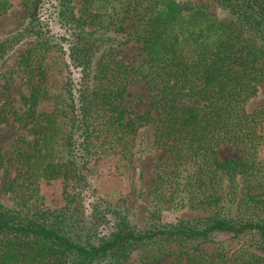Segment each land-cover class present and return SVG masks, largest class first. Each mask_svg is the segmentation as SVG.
I'll list each match as a JSON object with an SVG mask.
<instances>
[{
    "label": "trees",
    "instance_id": "obj_1",
    "mask_svg": "<svg viewBox=\"0 0 264 264\" xmlns=\"http://www.w3.org/2000/svg\"><path fill=\"white\" fill-rule=\"evenodd\" d=\"M57 1L59 15L70 23L73 0ZM213 1L230 20L178 0H81L70 57L82 77L78 88L58 96L50 95L46 64L51 38L36 34L18 62L30 88L22 96L23 112L14 116L33 139L19 138L10 154L0 150V170L15 166L7 191L18 190L20 206L16 211L0 203V264H158L170 258L173 264H264V108L247 110L264 82V0ZM50 2L20 0L30 15L28 31L34 25L42 30L40 12ZM12 6L0 0V16ZM125 26L126 38L110 35L109 50L93 68L99 46L86 28L118 33ZM20 35L0 41V62ZM127 40L141 50L133 62L116 59ZM137 81L152 96L145 115L126 98L128 84ZM3 88L0 114L7 122L13 100L7 80ZM46 101L53 108L41 112ZM152 111L157 127L150 148L165 152L152 180L154 199L169 203L184 194L192 207L215 214L150 230H136L118 215L109 235L94 238L73 214L31 204L39 180L76 179L84 186L92 157L106 149L133 156L139 129L154 120ZM104 135L110 147L94 145ZM223 145L240 147L242 159L221 161ZM60 148L67 160L57 157ZM216 233L247 242L231 254L223 246L209 254L203 245Z\"/></svg>",
    "mask_w": 264,
    "mask_h": 264
},
{
    "label": "rangeland",
    "instance_id": "obj_2",
    "mask_svg": "<svg viewBox=\"0 0 264 264\" xmlns=\"http://www.w3.org/2000/svg\"><path fill=\"white\" fill-rule=\"evenodd\" d=\"M9 1L13 3L12 8L0 16V41L18 33L23 35L16 39L7 56L0 62V109L7 97L3 88L6 80L11 86L10 93L13 98L8 111L5 112L8 121L2 122L0 114V150L5 154L11 153L13 145L19 138L33 139L31 132L22 127L14 116L16 112H23L22 96L28 93L30 88L28 78L20 70L18 62L21 55L34 45L36 34L42 31L49 34L53 45L52 52L49 53L46 61L50 75L51 96L66 94L68 89L78 88L77 84L82 77L81 68L76 67L70 57V41L79 34L74 19L80 16L81 0H73L75 9L74 15H69L70 23H66V19L62 20L59 15L57 0L46 3L39 16L42 30L39 25H34V29L29 31L27 27L31 20L27 9L19 4L20 0ZM178 1L203 6L222 20H230L228 13L221 10L213 0ZM86 30L93 32V38L96 40L94 48L99 46V52L93 63V68H96L102 61L103 52L109 50L110 35L126 38L128 27L125 26L124 30L118 33L102 28H95V33L92 27ZM118 49L119 54L116 59H122L125 62H133L141 53L139 44L133 40L123 41ZM151 97L144 81L128 84L126 92L128 106L136 113L145 115L151 110ZM52 108L53 105L49 101L40 105L41 112L51 111ZM261 108H264V82L260 85L256 97L247 105V110L251 113ZM151 115L154 120L138 131L132 149L133 156L126 159L127 157L110 155V149H106L108 150L106 153L92 157L86 166L85 183H82L84 186L76 179H71L68 183L64 179L39 180L31 204L37 208L62 210L68 215L73 214L74 220L87 228L94 238L109 235L118 215L126 216L130 226L136 230H150L163 226H181L215 214L216 211H204L192 207L187 200L183 201L186 199L184 194L169 203L164 199H154L152 180L156 166L164 158L165 152L150 148L155 140L157 127L156 113L152 111ZM262 125L264 135V121ZM93 143L97 147L108 148L110 138H105L104 135L93 140ZM218 150L221 161L242 159L240 147L223 145ZM143 151L146 152L142 153ZM260 156L264 160V146L260 150ZM57 157L67 158L63 148H60ZM15 173V166L0 170V203L17 211L20 206L15 197L19 192L18 190L14 193L7 191L9 177H14ZM233 212L235 213V210ZM246 242L247 239L234 238L226 233H216L213 242L204 244L203 247L211 254L218 247L223 246L231 254ZM260 253L264 254V252ZM136 258L137 255L134 256V259ZM173 263V259L170 258L158 264Z\"/></svg>",
    "mask_w": 264,
    "mask_h": 264
}]
</instances>
